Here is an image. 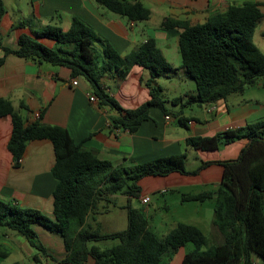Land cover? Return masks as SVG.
I'll use <instances>...</instances> for the list:
<instances>
[{
  "label": "trees",
  "instance_id": "16d2710c",
  "mask_svg": "<svg viewBox=\"0 0 264 264\" xmlns=\"http://www.w3.org/2000/svg\"><path fill=\"white\" fill-rule=\"evenodd\" d=\"M94 1L132 22L148 21L151 16V11L140 0ZM5 13L4 0H0V23ZM262 18L258 4L253 2L232 5L202 24L191 25L184 20L166 18L163 28L181 31L178 42L182 68L196 85V94L175 98L172 104L180 105L181 109L214 104L242 93L247 86L264 78V54L253 41ZM96 44H100V51ZM0 48L5 55L15 54L25 60L66 67L72 78H84L100 106L117 112L109 118L113 129L136 132L150 119L152 108L160 109L166 116L172 115L166 107L163 88L156 83L157 78L164 77L172 68L153 38L122 56L82 20L73 18L67 31L48 25L33 35L22 34L17 50L3 47L0 37ZM3 62L4 59H0V65ZM135 66L150 72V78L144 82L150 99L135 109L125 110L104 90L101 81L109 73L123 79ZM3 117H9L12 123L8 150L15 168L20 167L28 142L48 140L52 143L55 161L51 173L56 186L52 195V216L0 199V228L21 235L31 247L43 253L45 248L37 243L35 226L60 235L68 254L59 264H85L89 259L93 264H167L188 244L193 248L185 253L181 264H254L256 258L264 262V122L221 134L226 142L246 137L249 143L236 160L217 162L223 167V175L215 191L182 197L187 201L214 200L213 225L223 242L209 244L200 228L185 223H179L160 238L150 227L147 213L134 207L132 200L140 198V181L145 177H165L172 173L195 175L214 162L202 163L198 170L188 172L186 156L181 154L114 166L84 150L62 127L46 125L39 119L25 126L12 103L0 98V118ZM176 117L185 125L186 118ZM221 135L190 138L187 145L196 151H216ZM118 195L127 199L123 206L127 228L104 233L91 223L98 214L104 213L100 210L101 204L107 207L115 204ZM102 243L111 244L101 247ZM8 256L9 251L0 247V262Z\"/></svg>",
  "mask_w": 264,
  "mask_h": 264
},
{
  "label": "crops",
  "instance_id": "0c3cea01",
  "mask_svg": "<svg viewBox=\"0 0 264 264\" xmlns=\"http://www.w3.org/2000/svg\"><path fill=\"white\" fill-rule=\"evenodd\" d=\"M140 1L151 11L148 21H129L94 0H4L6 13L0 23L1 42L3 47L17 50L22 34L33 35L48 25L67 31L73 18L82 20L122 56L136 51L153 38L172 68L170 73L156 79V83L163 88L166 107L172 115L166 116L160 109L152 108L150 119L144 121L136 132L113 129L109 118L116 116L117 112L100 106L99 99L97 102L90 101L91 95L95 94L84 78H76L78 84L74 86L70 69L25 60L15 54L5 55L1 48L0 59L4 62L0 65V98L12 103L25 126L39 119L46 125L62 127L76 144L114 166H129L181 154L186 156L188 172L198 170L202 163L214 162L195 175L172 173L165 177L143 178L140 181L141 196L133 199L132 204L147 213L150 227L157 235V228L151 223V205L161 208L167 215L171 214L164 217L163 225L169 229L160 238L179 223H185L200 228L206 236L214 237L220 244L223 237L213 225L214 200L187 201L182 197L215 191L223 175V167L217 162L236 160L249 143L246 137L226 142L221 134L264 122V78L247 86L242 93L214 104L192 105L183 109L180 105H173L175 98L196 94V85L182 68L178 42L181 31L165 29L162 23L171 18L187 21L191 25L202 24L210 16L224 13L232 5L253 2L258 4L263 14L253 41L264 54V0ZM96 46L100 51V44ZM149 78V70L135 66L125 78L109 73L101 83L123 109L132 110L150 99L149 89L144 83ZM177 115L186 118L185 125L179 123ZM11 133L10 118H0V199L52 216V195L56 186L51 173L55 161L52 143L48 140L28 142L21 165L15 168L8 150ZM218 134L221 138L216 151H196L187 145L190 138ZM262 135L264 137V129ZM145 197L150 199L147 204L142 203ZM115 200L117 204L108 207L101 204L100 210L104 213L98 214L96 221L91 223L104 233L127 228V214L123 208L127 199L118 195ZM170 220L172 225H168ZM119 224L125 227L118 229ZM35 231L37 243L45 248V253H36L27 240L17 241L16 234L8 230H0V247L9 251L8 258L17 256L16 264H59L68 254L62 237L43 226H35ZM110 244L102 243L100 246ZM189 250L186 247L179 249L167 264H181ZM85 264H93V260L89 259Z\"/></svg>",
  "mask_w": 264,
  "mask_h": 264
},
{
  "label": "rangeland",
  "instance_id": "374dc122",
  "mask_svg": "<svg viewBox=\"0 0 264 264\" xmlns=\"http://www.w3.org/2000/svg\"><path fill=\"white\" fill-rule=\"evenodd\" d=\"M142 24H144V23H142ZM190 80H192V82H193V84L195 85V82L193 81V79H190ZM157 201V200H156ZM154 206L153 205H151V216H150V218H151V223H152V225H155V227L157 228V233H158V236H162V234L165 232V231H167V229H169V228H166L165 227V225H163V221H164V217L165 216H167V217H169V216H171V214L170 215H167L166 213H163L162 212V210H160L158 207H155V208H153ZM163 213V214H162ZM123 214H125V213H123ZM126 218V217H125ZM123 220H124V218H123ZM125 221H126V219H125ZM120 221H118V223H119ZM122 222V221H121ZM127 223V222H126ZM126 225V224H125ZM168 225H172V223H171V220H170V222H168ZM120 227H125V226H120V224H119V228L118 229H122V228H120ZM0 230H7V229H5V228H0ZM9 231V230H8ZM12 234H16V233H12ZM208 235V234H207ZM207 238H208V241H209V244H217V240H215V238L214 237H212V236H207ZM15 239L17 240V241H25L26 239L24 238V237H22L21 235H18V234H16V237H15ZM186 248H188V249H192L193 248V246L191 245V244H188L187 246H186ZM35 252L36 253H38L39 251H37L36 249H35ZM174 257V256H173ZM172 257V258H173ZM20 261V260H19ZM255 264H264V262L261 260V259H259V258H256L255 259ZM15 262H17V256L15 255H13V256H11L10 258H8V260L6 259V261H4L2 264H13V263H15Z\"/></svg>",
  "mask_w": 264,
  "mask_h": 264
},
{
  "label": "built area",
  "instance_id": "2783aa9c",
  "mask_svg": "<svg viewBox=\"0 0 264 264\" xmlns=\"http://www.w3.org/2000/svg\"><path fill=\"white\" fill-rule=\"evenodd\" d=\"M72 84L74 85V86H76L77 84H78V80L77 79H74L73 81H72ZM90 101L91 102H97L98 101V98L95 96V95H91V97H90ZM167 118H169V117H167ZM149 197H145V198H143L142 199V203L143 204H147L148 202H149Z\"/></svg>",
  "mask_w": 264,
  "mask_h": 264
}]
</instances>
